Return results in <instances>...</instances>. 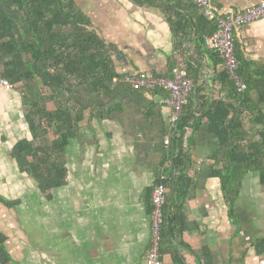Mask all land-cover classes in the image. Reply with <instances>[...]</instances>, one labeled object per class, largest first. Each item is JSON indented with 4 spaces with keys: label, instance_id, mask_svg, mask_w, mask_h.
I'll use <instances>...</instances> for the list:
<instances>
[{
    "label": "crops",
    "instance_id": "0c3cea01",
    "mask_svg": "<svg viewBox=\"0 0 264 264\" xmlns=\"http://www.w3.org/2000/svg\"><path fill=\"white\" fill-rule=\"evenodd\" d=\"M74 1L109 47L116 78L103 90L74 82L68 101L82 109L83 118L63 154L66 184L54 190L50 201L13 157L19 142L31 140L22 93L0 90V234L12 257L7 264H53L51 255L60 251V264H142L151 235L147 194L165 159L172 109L161 103V93L135 90L124 80L169 76L188 60L199 69L191 71L200 78L194 82L195 96L218 101L217 77L225 67L196 36L203 31L195 26L203 16L198 7L178 9L186 26L194 27L183 40L174 36L157 6L142 7L132 0ZM210 1L220 12L264 2ZM234 36L252 77L249 98L264 114V76L257 73L264 70V19L240 27ZM195 101L200 107L202 101ZM101 114L104 121L98 119ZM185 138L192 143L194 160V188L184 208L187 231L182 240L164 241L162 264H175L182 242L186 252L181 264H264V253L255 247L264 236L259 173L244 177L231 215L221 181L212 174L211 159L220 141L211 121L204 118Z\"/></svg>",
    "mask_w": 264,
    "mask_h": 264
},
{
    "label": "trees",
    "instance_id": "16d2710c",
    "mask_svg": "<svg viewBox=\"0 0 264 264\" xmlns=\"http://www.w3.org/2000/svg\"><path fill=\"white\" fill-rule=\"evenodd\" d=\"M142 7H159L169 22L175 37L186 39L193 33L186 26L185 16L178 9L194 11L197 6L186 0H132ZM185 20V21H184ZM196 27H203L196 35L203 42L205 35L216 29V20L198 17ZM197 28V30H199ZM190 30V31H189ZM215 57L219 58L216 52ZM239 62L237 73L246 83V90L238 92L233 79L223 68L218 74L221 84L218 101L192 92L177 127L172 130L171 142L153 187L148 191L149 217L154 211L152 196L157 187L166 191L163 224L160 228V253L164 241L184 239V208L194 188L190 170L194 166L193 146L185 138L195 132L207 118L220 141V148L212 157L213 175L218 177L230 205V214L239 198L244 177L259 173L264 193V114L250 100L248 87L252 77L235 44ZM220 63L223 64L222 60ZM189 77L199 83V76L191 72L199 69L185 60ZM264 76V70L257 72ZM0 74L20 90L25 106V118L31 140L19 142L13 157L22 172L30 176L42 197L50 201L54 190L66 184L67 171L63 154L77 132L83 118L82 109L68 101L74 82H82L97 90L107 89L116 78L109 47L92 29L89 18L74 0H0ZM156 92L166 96L163 89ZM202 101L196 108V101ZM53 105V108L49 106ZM100 121L106 116L98 115ZM0 234V263L12 261ZM174 254L175 264H181L186 252L183 242ZM264 253V236L255 244Z\"/></svg>",
    "mask_w": 264,
    "mask_h": 264
},
{
    "label": "built area",
    "instance_id": "2783aa9c",
    "mask_svg": "<svg viewBox=\"0 0 264 264\" xmlns=\"http://www.w3.org/2000/svg\"><path fill=\"white\" fill-rule=\"evenodd\" d=\"M195 4L208 19L216 20V29L205 35L204 46L216 52L223 62L226 72L233 79L236 90L243 92L246 90V83L237 73L239 62L235 55V31L240 27L252 22L264 19V2L243 11L227 9L217 10L210 0H186ZM125 83L135 90L144 92H155L163 89L167 95L162 96L161 103L168 105L172 109L170 115V129L165 139V148L168 149L171 142V133L180 121L184 106L188 102L189 95L195 88L194 81L189 77L188 70L184 66H177L172 69L169 76H147L139 75L126 77ZM13 90L14 85L0 74V90ZM191 172V171H190ZM190 174V173H189ZM154 211L150 216L151 235L150 247L142 264H162L160 253V228L163 224V208L166 202V191L163 187H157L152 196Z\"/></svg>",
    "mask_w": 264,
    "mask_h": 264
},
{
    "label": "rangeland",
    "instance_id": "374dc122",
    "mask_svg": "<svg viewBox=\"0 0 264 264\" xmlns=\"http://www.w3.org/2000/svg\"><path fill=\"white\" fill-rule=\"evenodd\" d=\"M50 108H53V105L49 106ZM52 260H53V264H60L62 263V259H63V253L62 251H60L57 255L53 252V254L51 255Z\"/></svg>",
    "mask_w": 264,
    "mask_h": 264
}]
</instances>
